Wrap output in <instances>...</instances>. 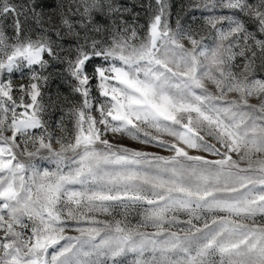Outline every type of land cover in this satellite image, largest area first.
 Instances as JSON below:
<instances>
[{
	"label": "snow or ice",
	"instance_id": "obj_1",
	"mask_svg": "<svg viewBox=\"0 0 264 264\" xmlns=\"http://www.w3.org/2000/svg\"><path fill=\"white\" fill-rule=\"evenodd\" d=\"M141 7L0 0V264H264V0H189L204 35Z\"/></svg>",
	"mask_w": 264,
	"mask_h": 264
},
{
	"label": "rangeland",
	"instance_id": "obj_2",
	"mask_svg": "<svg viewBox=\"0 0 264 264\" xmlns=\"http://www.w3.org/2000/svg\"><path fill=\"white\" fill-rule=\"evenodd\" d=\"M42 4L45 13H49L51 8L56 4V0H39ZM120 2L128 9L130 12L126 14V18L131 22L133 19V14L139 13L138 23L144 24L147 16L145 14V8L141 7V5H147L149 0H120ZM154 3V0H152ZM171 5V18L170 22L172 27H175L176 20L179 19L180 23L186 27H191L194 31H200L201 35H204L205 32L201 30V26L203 25V17L201 12H193L188 10L187 5L189 0H169ZM6 23H11L9 19ZM33 28L38 31V28L33 25ZM11 28H8V33L11 34ZM34 34V33H33ZM53 39H56L53 36ZM207 42V41H206ZM58 43H62L65 47L69 46L71 40L65 37L62 41H58ZM93 63H98V61H93ZM51 74V78L49 83L44 86L43 92L45 94V102L49 103V97H51L52 101H56L55 105L50 108L49 115L45 117L49 121V123L53 126V130L57 133V135H61L59 128H55V124L60 120L67 108L71 106V103L78 99L74 94L71 93V89L69 84L67 83L66 78L63 76V65L53 62V65L49 67L47 74ZM256 74L262 78H264V70H261L259 67L257 68ZM29 72L27 69H24L23 72H14L11 76V79L14 84L18 85L21 83L28 82ZM95 95V90L93 92ZM65 98H67L65 100ZM64 122L68 124V127H71V124L68 123V118L64 117ZM120 143L127 145L130 148L135 149H143L148 152L158 153L160 155H169L170 153L162 150L153 145H141L137 141L131 140L128 137H123L119 140ZM41 167H54V165H49L47 161H38ZM119 218V217H117ZM133 223L137 222L139 216L135 211H132L128 217ZM75 234V233H72Z\"/></svg>",
	"mask_w": 264,
	"mask_h": 264
}]
</instances>
